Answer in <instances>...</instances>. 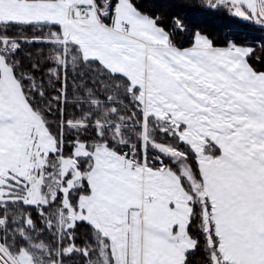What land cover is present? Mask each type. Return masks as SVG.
I'll return each instance as SVG.
<instances>
[{"label":"snow or ice","instance_id":"obj_1","mask_svg":"<svg viewBox=\"0 0 264 264\" xmlns=\"http://www.w3.org/2000/svg\"><path fill=\"white\" fill-rule=\"evenodd\" d=\"M201 6L264 27V0ZM186 30L0 0V264H264V45Z\"/></svg>","mask_w":264,"mask_h":264},{"label":"trees","instance_id":"obj_2","mask_svg":"<svg viewBox=\"0 0 264 264\" xmlns=\"http://www.w3.org/2000/svg\"><path fill=\"white\" fill-rule=\"evenodd\" d=\"M143 2L145 7L163 15L167 26H171L174 17L183 21L187 30L176 31L174 37L182 46H188L192 42L193 32L196 30L208 35L218 45L231 40L264 45V27L235 15H229L223 10L214 11L202 7V0H143ZM256 56L264 60V48L257 47ZM257 66H262L259 61ZM194 260L195 264H199L200 256H194Z\"/></svg>","mask_w":264,"mask_h":264}]
</instances>
